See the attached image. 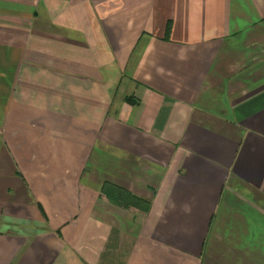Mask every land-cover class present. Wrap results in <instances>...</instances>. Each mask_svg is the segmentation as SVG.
Wrapping results in <instances>:
<instances>
[{"label":"crops","instance_id":"crops-1","mask_svg":"<svg viewBox=\"0 0 264 264\" xmlns=\"http://www.w3.org/2000/svg\"><path fill=\"white\" fill-rule=\"evenodd\" d=\"M0 264H264V0H0Z\"/></svg>","mask_w":264,"mask_h":264},{"label":"trees","instance_id":"trees-1","mask_svg":"<svg viewBox=\"0 0 264 264\" xmlns=\"http://www.w3.org/2000/svg\"><path fill=\"white\" fill-rule=\"evenodd\" d=\"M170 29V27H169ZM129 101H132L131 99ZM104 194L111 200L120 203L123 206H139L144 209H148L149 206H145V201L141 198L131 194L130 192L118 188L112 184H105L103 188Z\"/></svg>","mask_w":264,"mask_h":264}]
</instances>
